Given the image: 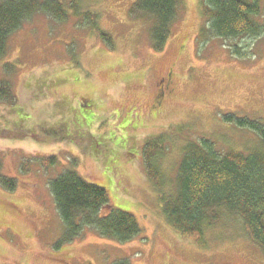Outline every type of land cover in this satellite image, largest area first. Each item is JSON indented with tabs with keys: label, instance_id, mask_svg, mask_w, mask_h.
<instances>
[{
	"label": "rangeland",
	"instance_id": "obj_1",
	"mask_svg": "<svg viewBox=\"0 0 264 264\" xmlns=\"http://www.w3.org/2000/svg\"><path fill=\"white\" fill-rule=\"evenodd\" d=\"M60 1L66 20L37 12L0 58V82L15 95L0 101V177L18 183L15 191L0 184V264H264L239 216L224 213L203 238L176 230L144 158L145 145L164 135L154 166L171 194L188 143L208 139L223 153L261 146L257 133L224 117L264 122V34L221 39L208 29L204 0H180L158 51L154 19L137 0ZM234 45L247 55H232ZM53 156V167L40 161ZM67 170L105 188L108 206L134 215L141 233L122 243L85 228L60 244L50 182Z\"/></svg>",
	"mask_w": 264,
	"mask_h": 264
},
{
	"label": "trees",
	"instance_id": "obj_2",
	"mask_svg": "<svg viewBox=\"0 0 264 264\" xmlns=\"http://www.w3.org/2000/svg\"><path fill=\"white\" fill-rule=\"evenodd\" d=\"M203 6L209 31L221 39L264 34V26L258 20L262 10L259 0H204ZM135 8L154 19V47L164 50L178 17L180 0H137ZM37 12L59 21L68 17L60 0L0 1V58L7 53L10 36ZM86 16L97 18L90 13ZM99 34L111 42L108 33L99 30ZM231 53L239 57L247 55L238 45H234ZM14 99L9 83L1 81L0 101ZM224 120L257 133L262 149L223 153L211 140L190 142L178 166L175 191L170 194L165 191L160 168L154 166L158 154H163L164 146L161 145L165 137L161 135L145 145L146 174L161 191L162 210L167 220L182 235L203 238L208 228L214 227L224 213H229L243 220L253 241L264 251V122L233 114L226 115ZM40 161L46 167H53L57 158ZM28 164L26 162L24 168ZM0 184L9 191L18 187L17 179L5 176L0 177ZM50 191L64 224L60 244L78 238L85 228L122 243L133 240L142 231L134 215L108 206L110 199L105 188L86 181L75 170H67L53 179ZM106 206L110 207V212L101 216L100 211ZM115 264L130 263L122 260Z\"/></svg>",
	"mask_w": 264,
	"mask_h": 264
}]
</instances>
